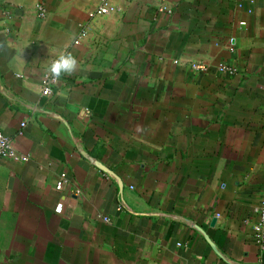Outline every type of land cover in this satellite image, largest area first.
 <instances>
[{
    "label": "crops",
    "instance_id": "1",
    "mask_svg": "<svg viewBox=\"0 0 264 264\" xmlns=\"http://www.w3.org/2000/svg\"><path fill=\"white\" fill-rule=\"evenodd\" d=\"M99 1L0 0V264H264V0Z\"/></svg>",
    "mask_w": 264,
    "mask_h": 264
},
{
    "label": "built area",
    "instance_id": "2",
    "mask_svg": "<svg viewBox=\"0 0 264 264\" xmlns=\"http://www.w3.org/2000/svg\"><path fill=\"white\" fill-rule=\"evenodd\" d=\"M167 0H160V4L158 6L159 12H165L167 14H171L172 10L166 5ZM35 14L38 19H44L47 15V11L43 4L39 3L35 6ZM115 8L111 5L110 0H100L98 7L90 13L89 17L93 18L96 16H105L113 13ZM86 36V31H81L78 39H82ZM78 43V41H75V44ZM193 68L204 70L201 66L194 65ZM217 71L224 75H235L237 73V69H235L232 66L226 65V64H219L217 66ZM57 83H52L50 79H46L45 75L42 77L40 81V92L43 96H49L52 94V87L56 85ZM21 128L25 126V123H21ZM21 160V161H27L26 157H17L11 147V141L10 138L7 137L1 130H0V161L1 160ZM64 176H61V179L56 184V189L60 190L64 183ZM257 217H258V224L256 225L255 229L257 230L258 234L260 236L264 237L263 233V227H264V190L261 194L260 200H259V206L257 208Z\"/></svg>",
    "mask_w": 264,
    "mask_h": 264
},
{
    "label": "clouds",
    "instance_id": "3",
    "mask_svg": "<svg viewBox=\"0 0 264 264\" xmlns=\"http://www.w3.org/2000/svg\"><path fill=\"white\" fill-rule=\"evenodd\" d=\"M78 63L77 58L65 50L51 62L45 77L50 79L52 83H59L62 77L72 76L76 73Z\"/></svg>",
    "mask_w": 264,
    "mask_h": 264
},
{
    "label": "water",
    "instance_id": "4",
    "mask_svg": "<svg viewBox=\"0 0 264 264\" xmlns=\"http://www.w3.org/2000/svg\"><path fill=\"white\" fill-rule=\"evenodd\" d=\"M92 164L97 168L99 169L100 171H102L104 174H106L109 178L113 179L117 186H118V189H119V195L121 196V193H122V188H123V185L120 181V179L112 172L110 171L109 169H107L106 167H103L101 164L97 163L96 161H93ZM123 206V204H122ZM214 219L212 220V223H214ZM193 228L198 232L200 233L204 238L205 240L210 243V241L208 240L206 234L204 233V231H202L201 229H199L197 226L193 225ZM211 244V243H210Z\"/></svg>",
    "mask_w": 264,
    "mask_h": 264
}]
</instances>
